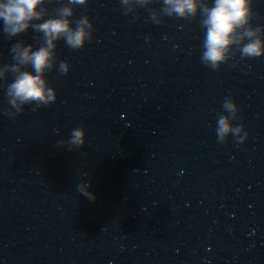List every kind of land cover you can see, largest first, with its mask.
Wrapping results in <instances>:
<instances>
[{
	"label": "water",
	"instance_id": "water-1",
	"mask_svg": "<svg viewBox=\"0 0 264 264\" xmlns=\"http://www.w3.org/2000/svg\"><path fill=\"white\" fill-rule=\"evenodd\" d=\"M67 2L45 0V19ZM164 7L74 5L73 27L87 16L92 38L81 49L57 42L50 105L6 114L14 75L0 78V264H264V55L234 50L213 69L201 58L202 16ZM252 8L264 29V0ZM3 29L0 19V66L14 63L17 40L43 43L32 29ZM229 97L242 143L216 133ZM80 126L82 147L58 145Z\"/></svg>",
	"mask_w": 264,
	"mask_h": 264
},
{
	"label": "clouds",
	"instance_id": "clouds-1",
	"mask_svg": "<svg viewBox=\"0 0 264 264\" xmlns=\"http://www.w3.org/2000/svg\"><path fill=\"white\" fill-rule=\"evenodd\" d=\"M127 6L130 0H121ZM146 4L149 0H140ZM87 0H68L66 4L55 10L48 19V9L43 7L45 0H0V19L4 23V32L10 37H18L29 29L42 34V45L36 48L33 44H25L17 40L11 47L14 63L0 66V78L8 73L14 75L13 81L7 86L8 103L15 111L5 109L6 114L15 116L24 111V106L35 104L37 107L50 105L57 99L56 90L49 86L46 73L57 66L58 41L63 40L72 49H81L92 38L93 24L84 16L75 21L74 5H85ZM163 13L182 18L202 16L201 25L206 29L203 42L202 60L213 69H219L227 63L235 51L242 57L255 58L264 55V29L253 27L254 15L252 0H213L211 6L205 0H164ZM126 11H129L126 8ZM156 13H152L155 19ZM43 21V22H37ZM235 50V51H234ZM31 67L30 70H26ZM70 65L67 61L59 63V71L67 74ZM224 109L230 115H221L217 122L216 133L220 142H226L232 134L242 143L248 133L244 125L234 126L232 121L237 118L238 105L233 99L226 98ZM86 130L83 126L71 130L66 140L58 141V145H67L73 151L85 144ZM90 185L82 182L77 185L80 193L90 200L96 196L89 191Z\"/></svg>",
	"mask_w": 264,
	"mask_h": 264
}]
</instances>
